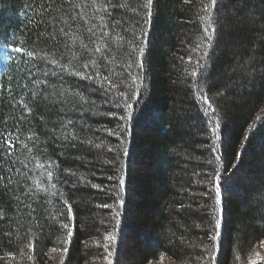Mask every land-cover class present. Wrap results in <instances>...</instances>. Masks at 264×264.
<instances>
[{"label":"trees","instance_id":"trees-1","mask_svg":"<svg viewBox=\"0 0 264 264\" xmlns=\"http://www.w3.org/2000/svg\"><path fill=\"white\" fill-rule=\"evenodd\" d=\"M42 2L0 0V44L15 40L30 50L52 51L50 42L39 36L43 25L37 28L33 22ZM116 2L134 5L137 0ZM209 2L154 0L150 27L127 23L132 13L116 9L115 18L125 21L129 36L123 46L114 43L108 51L106 67L101 69L105 76L111 72L109 78L114 81L121 77L131 81L128 39L132 32L137 37L147 32L136 40L132 53L136 61L139 49H144V70L132 68L138 74L140 97L127 124L119 119L124 109L105 103L97 84L71 76L63 78V86L79 92L83 100L70 97L55 109L41 106L34 111V127L42 140L51 135L53 124L59 132V121H73L66 131L78 139L49 140L47 152L58 165V189L72 205L75 219L67 220V208L59 196L51 197V203L41 196L35 216H29L27 210L18 212L12 191L0 189V257L6 252L15 257L0 264H108L109 260L150 264L161 259L200 264L198 256L209 245L215 223V192L209 199V177L233 164H237L235 174L223 192L218 264H264V123L258 119H264V0H222L217 9V39L211 48L202 43L204 21L200 19L203 5ZM197 61L206 67L197 69ZM193 70L206 76L203 94L216 109L213 124L218 123L221 136L216 145L202 101H197ZM20 75L15 63L5 62L0 81L7 84L15 76V84ZM119 91H127L126 86ZM109 111L116 116H109ZM8 113V107L0 105V118ZM41 117L49 122L47 128L42 127ZM109 131L116 135H108ZM245 135L250 139L245 141ZM213 146H217L216 154ZM217 154L222 155L220 163L215 160ZM121 175L126 186L124 205L116 208ZM110 176L114 179L109 180ZM103 204L110 206H98ZM117 211L122 213L119 225ZM64 222L73 230L70 243ZM107 233L116 236L115 243H105Z\"/></svg>","mask_w":264,"mask_h":264},{"label":"snow or ice","instance_id":"snow-or-ice-1","mask_svg":"<svg viewBox=\"0 0 264 264\" xmlns=\"http://www.w3.org/2000/svg\"><path fill=\"white\" fill-rule=\"evenodd\" d=\"M218 6H222V0H210L201 9L204 13L200 16V19L204 21L202 43L208 48H211L217 39ZM118 8L125 14L129 11L132 13L128 16L127 23L137 25L142 23L150 27L154 0H142V2L137 0L134 5L126 2L117 3L116 0H43L39 5V10L35 12L38 19L33 22L37 28L43 25V31L39 32V36L45 37L53 50L50 52H45L43 49L30 50L23 46V42L17 45L15 40L9 42L7 39L0 44V49L4 54L3 59L6 62L15 63L16 71L21 74L15 84L12 82L16 79L15 76H10L7 84L0 81V105H6L9 109L8 115L0 118V189L13 192L18 212L24 209L27 210L29 216H35L37 207L41 203V196H44L48 203L52 202L51 197L59 196L67 208V220L74 221L75 219L72 205L63 199L64 194L58 189V183L61 180L57 174L58 165L54 164L47 152L49 140L67 142L78 139L77 134L66 131L69 126L73 125V121H59V132L56 131L57 124H53L50 129L51 135L42 140L40 133L34 127L33 119L34 111L41 106L55 109L56 105L67 103L70 97L79 96L83 100L79 92H70L63 86L64 77L71 76L86 80L89 84H97L96 91L103 95L105 103L124 109L119 119L127 124L132 117L134 106L139 102L140 97V85L137 84L138 74H133L132 68L135 66L141 72L144 70V49H139L140 56L136 61L132 60V53L136 51V40L145 38L147 32L145 31L140 37L132 32L128 39V43L132 46L128 53L129 63L127 65L131 81L123 77L114 81L109 78L112 75L111 72L109 76H105L101 69L106 67L108 51L114 43L117 46H123V42L129 36V29L123 26L125 21L115 18ZM199 46L198 44L197 47ZM204 56L207 57V52ZM21 63L25 67H21ZM205 67L206 64L197 61V69L202 70ZM191 76L197 90V101H202L200 107L206 118L208 130L214 137L213 145H216V142L221 140V136L217 135L218 123L213 124V120L216 119V109L209 97L203 94L206 85L205 73L193 70ZM52 77L55 79H50ZM105 80H107V86L104 84ZM120 86H126L127 91H119ZM133 86H135L134 92H132ZM107 114L116 116L110 111ZM258 119L264 123V119ZM41 120L42 127L47 128L49 122L43 117ZM108 135H116V133L109 131ZM249 139L250 137L245 135L244 140ZM109 151L112 149L109 148ZM211 151L216 154L217 146H213ZM240 155V153L237 154V163ZM215 160L220 163L222 155H215ZM209 163L211 164L212 161L209 160ZM236 168L237 164H233L231 169L225 165L222 169H216L209 177L211 187L208 198L213 199L211 192L213 190L215 192L212 206L215 223L210 229L209 245L203 248V254L198 256L200 264H218L219 240L223 227V192L232 175L235 174ZM66 171L68 175H76L70 170ZM84 179L83 176L80 177L81 181ZM108 179L114 178L110 176ZM64 182L68 181L65 179ZM92 187L98 186L93 184ZM125 191V177L121 175L118 178V189L115 193L119 199L114 202V207H123L122 194ZM98 206L107 208L110 205ZM215 213H218V216ZM60 215H63V209ZM121 215V212H116L117 225L120 224ZM63 227L68 228L66 222L63 223ZM72 235L73 230L68 228V243ZM104 239L115 243L116 236L113 233H107ZM105 248L108 256H111L110 247L105 245ZM64 251L67 252V248ZM14 259L11 252H6L3 257H0V260L4 261ZM108 264H112L111 260Z\"/></svg>","mask_w":264,"mask_h":264},{"label":"rangeland","instance_id":"rangeland-1","mask_svg":"<svg viewBox=\"0 0 264 264\" xmlns=\"http://www.w3.org/2000/svg\"><path fill=\"white\" fill-rule=\"evenodd\" d=\"M3 50L0 49V76L2 74V72L4 71V65H5V60L3 59ZM108 242V241H105V243ZM262 252H263V249H262ZM264 253V252H263ZM106 256V254H105ZM150 264H171L169 262H167L165 259H161L159 262H155V263H150Z\"/></svg>","mask_w":264,"mask_h":264}]
</instances>
